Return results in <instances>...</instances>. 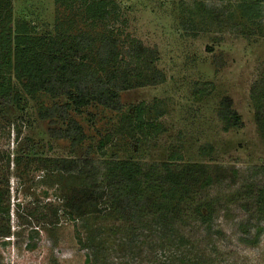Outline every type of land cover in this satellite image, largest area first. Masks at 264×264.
Instances as JSON below:
<instances>
[{"label": "rangeland", "instance_id": "obj_1", "mask_svg": "<svg viewBox=\"0 0 264 264\" xmlns=\"http://www.w3.org/2000/svg\"><path fill=\"white\" fill-rule=\"evenodd\" d=\"M116 1L124 11L122 22H114L121 53L133 47V39L141 41L140 47L156 49V66L165 79L121 91V111L97 103L80 112L72 109L86 133L84 141L73 144L71 138L55 136L66 128L59 117L40 116L68 99L44 92L29 96L13 78L20 106L14 114L0 106V207L11 210V221L0 211V264H88L87 259L89 264H165L160 259L181 264L180 258L185 264H264V213L256 200L264 186V135L252 91L264 71V8L263 19L250 21L237 0ZM11 5L12 25L26 19L39 34L54 32L59 12L65 18L71 13L58 0H11ZM75 7V27L85 28L79 1ZM134 60L128 57L126 63ZM225 98L240 126L220 117ZM138 104L161 130L141 139L135 149L127 117ZM27 143H40L44 157L92 158L104 166L110 159L172 162L180 171L197 164L195 176L207 173L212 181L193 184L195 190L189 181L181 206L195 198L209 205L212 216L203 222L181 212L183 219L175 225H182L186 238L172 249L162 242H142V237L138 242L117 214L97 208L87 213L76 177L45 169L35 158L16 164ZM80 212L87 213L83 223L76 220ZM7 229L10 234L2 232Z\"/></svg>", "mask_w": 264, "mask_h": 264}, {"label": "trees", "instance_id": "obj_2", "mask_svg": "<svg viewBox=\"0 0 264 264\" xmlns=\"http://www.w3.org/2000/svg\"><path fill=\"white\" fill-rule=\"evenodd\" d=\"M58 1L73 14L77 8L76 1H79L83 11L80 15L86 27L77 29L72 17L74 15L70 13L65 18L59 12L54 32L39 34L26 19H20L12 25L11 0H0V106L7 114H14L17 106H20L13 78L29 96L34 97L39 92L53 98L65 96L68 102L45 108L40 116L52 121L59 117L66 123V128L57 130L55 136L71 138L73 144H77L86 139V133L80 122L71 116L72 109L80 112L90 104L97 103L121 111V91L157 84L164 81L165 75L156 66V49L140 47V40L133 39V47L124 48L121 53L117 39L119 30L116 31L114 22L121 20L124 11L116 0ZM263 3L264 0H237L238 7L250 21L263 19ZM100 26L103 29L96 32ZM125 51V55H121ZM126 55L135 58V64L133 61L126 63ZM252 91L257 121L264 135V71L261 79L254 83ZM221 106L220 117L240 126V117L232 108L230 99H223ZM127 120L135 137L132 141L135 149L141 139L155 137L161 130L160 123L147 119L143 104L132 106ZM42 150L40 143L25 144L19 157L15 158L16 164L24 159L35 158L45 169L76 177L80 182L77 191L85 199L87 213L89 209L97 208L101 213L110 211L117 214L120 220L128 223L131 239L137 237L138 242H162L172 249L186 238L182 225H175L183 219L180 217L181 212L184 215H197L203 222L212 216L209 205L198 203L195 198L190 199L191 204L181 206L182 197L187 194L183 189H186L189 181L193 180L192 187L193 184L209 185L212 181L207 173L195 176L196 168L200 167L197 164L185 166L187 168L180 171L172 162L147 165L134 159H110L104 162V166L103 161L92 158L44 157L41 155ZM100 152L106 155L102 142ZM191 190H195V187ZM181 193L183 195L179 196ZM3 195L0 190V206ZM256 200L258 208L264 213V186L258 189ZM0 211L11 221L10 208L0 207ZM87 213H78L76 220L82 221ZM148 217L152 221L147 220ZM148 223L160 227L151 229ZM114 231L128 234L120 229ZM147 231L152 235L149 236ZM2 232L10 234V229ZM77 236L84 244L79 230ZM141 237L143 240L140 241ZM160 260L165 264L170 262ZM180 260L181 264L187 262L184 258ZM87 262L89 264L90 259Z\"/></svg>", "mask_w": 264, "mask_h": 264}]
</instances>
